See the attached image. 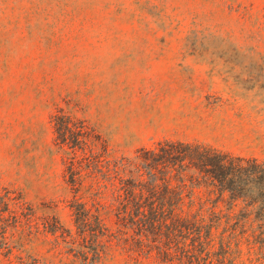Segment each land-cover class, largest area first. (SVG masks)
<instances>
[{
	"label": "rangeland",
	"instance_id": "1",
	"mask_svg": "<svg viewBox=\"0 0 264 264\" xmlns=\"http://www.w3.org/2000/svg\"><path fill=\"white\" fill-rule=\"evenodd\" d=\"M60 110L112 160L169 140L264 161V0H0V264H80Z\"/></svg>",
	"mask_w": 264,
	"mask_h": 264
},
{
	"label": "trees",
	"instance_id": "2",
	"mask_svg": "<svg viewBox=\"0 0 264 264\" xmlns=\"http://www.w3.org/2000/svg\"><path fill=\"white\" fill-rule=\"evenodd\" d=\"M50 123L75 198L68 246L80 264L114 253L135 264H262L264 161L169 140L112 160L84 121L60 110Z\"/></svg>",
	"mask_w": 264,
	"mask_h": 264
}]
</instances>
